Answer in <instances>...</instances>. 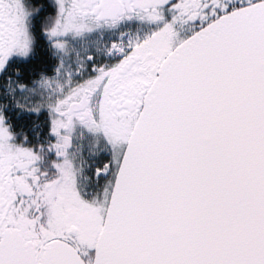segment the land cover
Masks as SVG:
<instances>
[{"label":"snow or ice","instance_id":"snow-or-ice-1","mask_svg":"<svg viewBox=\"0 0 264 264\" xmlns=\"http://www.w3.org/2000/svg\"><path fill=\"white\" fill-rule=\"evenodd\" d=\"M0 264H264V0H0Z\"/></svg>","mask_w":264,"mask_h":264}]
</instances>
